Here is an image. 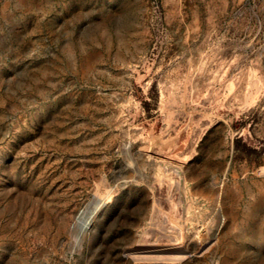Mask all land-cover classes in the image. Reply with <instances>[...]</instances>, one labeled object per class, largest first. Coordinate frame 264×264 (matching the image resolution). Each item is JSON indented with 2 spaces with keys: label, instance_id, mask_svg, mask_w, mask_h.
Segmentation results:
<instances>
[{
  "label": "rangeland",
  "instance_id": "rangeland-1",
  "mask_svg": "<svg viewBox=\"0 0 264 264\" xmlns=\"http://www.w3.org/2000/svg\"><path fill=\"white\" fill-rule=\"evenodd\" d=\"M0 264H264V0H0Z\"/></svg>",
  "mask_w": 264,
  "mask_h": 264
},
{
  "label": "bare ground",
  "instance_id": "bare-ground-1",
  "mask_svg": "<svg viewBox=\"0 0 264 264\" xmlns=\"http://www.w3.org/2000/svg\"><path fill=\"white\" fill-rule=\"evenodd\" d=\"M101 203H103L101 200L95 199L82 213L77 215L75 223L78 228L87 229L90 227L93 215Z\"/></svg>",
  "mask_w": 264,
  "mask_h": 264
}]
</instances>
